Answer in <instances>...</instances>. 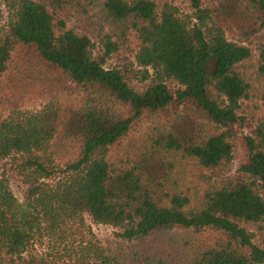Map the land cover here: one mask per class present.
Masks as SVG:
<instances>
[{
    "label": "trees",
    "instance_id": "obj_1",
    "mask_svg": "<svg viewBox=\"0 0 264 264\" xmlns=\"http://www.w3.org/2000/svg\"><path fill=\"white\" fill-rule=\"evenodd\" d=\"M1 8L0 264H264V0Z\"/></svg>",
    "mask_w": 264,
    "mask_h": 264
},
{
    "label": "rangeland",
    "instance_id": "obj_2",
    "mask_svg": "<svg viewBox=\"0 0 264 264\" xmlns=\"http://www.w3.org/2000/svg\"><path fill=\"white\" fill-rule=\"evenodd\" d=\"M3 8H1L0 10H2ZM243 153V150L241 147L238 148L237 150V158L235 159L234 163H233V166H232V170L230 172V175H232L236 168L238 167L239 165V162H240V157ZM8 175H9V179H10V182H9V185H10V189L12 191V193L18 198V199H22L23 198V195H24V192H25V189H26V185L23 183V181L21 180L20 177L16 176V175H13L12 172H8ZM85 231H86V228L89 230H87V239H95L99 242L103 241L105 238H108L110 236H112L113 234V228L110 227V226H106V225H101V224H95L93 223L87 216H85ZM89 232V234H88ZM86 233V232H85ZM91 235V236H90ZM46 245V244H45ZM44 244L42 246H36L35 248L39 251H45L46 249H48ZM77 245V244H75ZM76 247V246H75ZM46 248V249H45Z\"/></svg>",
    "mask_w": 264,
    "mask_h": 264
}]
</instances>
